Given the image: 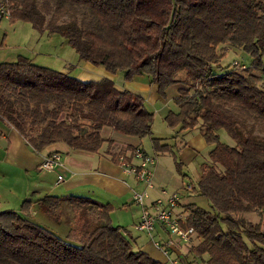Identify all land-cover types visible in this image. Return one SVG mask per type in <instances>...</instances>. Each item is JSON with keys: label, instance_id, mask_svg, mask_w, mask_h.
Returning <instances> with one entry per match:
<instances>
[{"label": "trees", "instance_id": "1", "mask_svg": "<svg viewBox=\"0 0 264 264\" xmlns=\"http://www.w3.org/2000/svg\"><path fill=\"white\" fill-rule=\"evenodd\" d=\"M1 1L9 20L59 33L79 59L111 73L121 70L126 79L144 73L160 94L180 83L173 98L177 110L164 119L180 129L198 126L212 144L196 187L209 207L184 205L186 224L198 239L190 249L204 254L207 264H264L260 222L235 216L264 213V136L253 133V124L244 128L246 120L264 122L259 82L264 76V0ZM231 48L246 52L248 64L222 65L221 57ZM17 103L27 105L28 115L15 111ZM0 119L36 152L57 141L96 151L104 140L111 142L101 134L104 126L125 135H151L153 112L141 95L118 89L109 77L82 80L18 55L0 61ZM81 119L89 120L85 131ZM36 125L38 130L28 133ZM219 128L234 145L219 140ZM151 145L154 151L170 150L179 163L173 145L161 137L151 135ZM118 154L123 150L112 154L116 161ZM67 198L75 217L66 237L17 210L0 209V264H164L131 246L128 229L111 222L109 203ZM59 199L46 195L42 201L57 209ZM26 205L23 200L20 210Z\"/></svg>", "mask_w": 264, "mask_h": 264}, {"label": "crops", "instance_id": "2", "mask_svg": "<svg viewBox=\"0 0 264 264\" xmlns=\"http://www.w3.org/2000/svg\"><path fill=\"white\" fill-rule=\"evenodd\" d=\"M84 61V68L76 74L78 78L97 80L101 77H109L113 80L112 73L107 71L104 66ZM134 84V86L129 84L131 87L127 88L124 84L120 85L114 82L118 89H128L142 97L157 96L155 83L141 81L134 82ZM173 86H175V90L171 92L172 98L177 95V90L181 85L175 83ZM166 103L167 100H165ZM176 126L174 142L177 143L178 140L183 142L177 150L178 155L189 162L195 153L194 149H205L208 147L207 143L198 126L189 129H180L178 125ZM103 128L107 132L105 134L101 132L102 136L110 139L111 142L108 144L107 140H104L96 151L71 148L64 142L57 141L36 152L11 123L0 119V209L17 210L37 224L50 229L61 237H66L69 229L74 225L75 217V212L67 196H87L99 202L109 203L112 206L110 211L112 218L116 210L129 209L131 226H121L126 227L130 232L140 214V206L133 200V192L142 190L144 186L138 183L132 174L123 170L113 155L117 154L119 150H123V153L128 155L132 148L140 147L144 151L145 149L139 143L141 137L125 135L107 126ZM192 131L196 132L190 134ZM187 133L188 136L185 137ZM164 140L162 138V141ZM52 151L60 153V162L52 170L41 168L42 159ZM154 174L153 171V176ZM199 174L200 170L196 172V180L199 179ZM58 175L62 176L61 180L57 179ZM155 179V185L150 190L148 188L149 197L159 195V190L155 187L158 184L161 185L157 181V174ZM186 183L189 184L188 181ZM187 184L185 185L183 182L181 186H185L186 195L190 196L193 191L188 190ZM173 186L176 187L174 184ZM46 195L60 197L57 209H48V206L42 201ZM186 198L183 195L180 196V205L188 202ZM23 200H27L24 211L20 210ZM139 237L140 235H135L132 240L137 244ZM129 239L131 244H134L131 234ZM134 249H142L160 262L168 261L165 254L154 245L151 239ZM201 258L204 259L205 255L203 254ZM191 264L193 263L191 262Z\"/></svg>", "mask_w": 264, "mask_h": 264}, {"label": "rangeland", "instance_id": "3", "mask_svg": "<svg viewBox=\"0 0 264 264\" xmlns=\"http://www.w3.org/2000/svg\"><path fill=\"white\" fill-rule=\"evenodd\" d=\"M46 18H48V14L46 15ZM18 55L27 56L35 63L41 65L49 66L58 70L69 71L75 76H77L76 74L84 68L83 62H85L84 60L78 58L77 52L59 33H49L45 29L39 31L32 27L28 21L21 19L11 21L8 18L2 16L0 17V61L15 60ZM248 62L249 57L247 53L242 51L240 48H231L226 50L220 59V63L224 66H245L248 64ZM112 76L115 83L120 85L124 84L127 88L131 87L130 85L134 86V82H149L147 75L144 73L136 74L132 78L126 79L123 76V71L117 70L116 72L112 73ZM259 82L264 88V76L261 77ZM173 90H175V86L170 84L164 88L162 94L156 91V97L152 96L148 98L143 96L142 98L145 107L153 112L151 135L164 138V141L173 145L171 146V149L176 155V161L178 160L179 163L175 162L173 159V154L170 150L154 151L151 145V135H145L141 137L139 143L145 149V151L156 156V161L153 167V171L155 173L153 176V184L155 185V175L157 174V181H159L161 185L158 184L155 187L157 190H159V194L161 188H164L168 192L177 191L181 197L183 195V197L186 198L187 195L186 191L184 190L185 186L183 187L181 184L184 182L186 185V182L188 181L190 188L191 186H194V189H188L190 192L193 191V193L190 194V196H187L186 201L188 202L184 203L186 204L192 202L197 206L207 209L209 207V201L204 196L196 193L197 180L195 178L197 177L196 172L200 170V164L202 162L208 161V151L212 147V144L207 143L206 145L208 147L205 149L196 147L197 150L194 149L195 153L190 158L189 162H186L178 155L177 150L183 144V142H181V140H178L177 143L174 142L173 137L176 132L175 127L177 128V126L169 125L164 119L165 113H167L169 110L174 111L177 109L176 104L171 96V92H173ZM165 100H167L166 104ZM14 106L15 111L20 115H28V107L24 103H17L14 104ZM81 121L83 122V130L85 131L89 120L81 119ZM250 124L254 125L253 133L255 135L264 136V122L258 121L252 123L251 120H246L244 121V128L248 127ZM38 127L39 125L30 127L27 129V131L28 133H35L38 130ZM101 132L105 134L107 130L103 128ZM194 132L196 131H192L190 134ZM188 133L185 135V137L188 136ZM217 133L220 141L229 145H234L233 139L223 128H219ZM185 137L183 138L184 140ZM173 184L176 187H174ZM184 205L181 204L182 209H185ZM129 215V209H118L114 212L113 218L111 217V222L114 225H130L132 221ZM235 216H237L240 221L244 222H260L261 228L264 229V213L261 211L255 210L252 212H240ZM132 227L133 228L130 230V232L127 230V236L131 234L132 240V237L135 235H140V239L137 240V244L136 241L134 242L132 240L134 242V244H131L133 248H136L141 243L147 242V240L151 239L145 231L134 229V224ZM153 233H155V231H153ZM196 242L197 239L194 240V244H196ZM163 263L169 264L168 261Z\"/></svg>", "mask_w": 264, "mask_h": 264}, {"label": "built area", "instance_id": "4", "mask_svg": "<svg viewBox=\"0 0 264 264\" xmlns=\"http://www.w3.org/2000/svg\"><path fill=\"white\" fill-rule=\"evenodd\" d=\"M2 16L8 18L9 11L0 0V17ZM60 159V153L52 151L44 156L40 167L52 170ZM117 162L144 186L141 191L133 192V200L140 206L139 218L134 223L135 229L145 231L150 236L154 245L165 254L169 264H207L190 249L197 236L194 227L186 224L187 212L180 205L179 193L161 188L158 196L148 197V188L154 185L155 156L135 147L128 155L118 154ZM57 179L61 180L62 176L58 175Z\"/></svg>", "mask_w": 264, "mask_h": 264}]
</instances>
